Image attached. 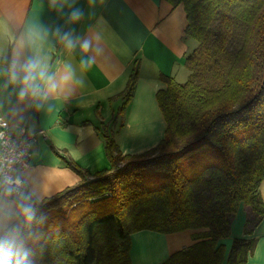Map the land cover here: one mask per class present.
Segmentation results:
<instances>
[{"label":"trees","instance_id":"obj_1","mask_svg":"<svg viewBox=\"0 0 264 264\" xmlns=\"http://www.w3.org/2000/svg\"><path fill=\"white\" fill-rule=\"evenodd\" d=\"M167 1L183 7L194 47L184 82L161 76L163 139L124 155L105 130L110 167L93 174L64 157L80 181L26 203L31 219L20 215L6 229L26 243L32 264H132L140 231L205 230L160 264H246L254 251L255 239H234L228 254L219 241L241 205L249 234L264 218V0ZM138 69L135 61L121 114Z\"/></svg>","mask_w":264,"mask_h":264},{"label":"crops","instance_id":"obj_2","mask_svg":"<svg viewBox=\"0 0 264 264\" xmlns=\"http://www.w3.org/2000/svg\"><path fill=\"white\" fill-rule=\"evenodd\" d=\"M75 9L82 16L74 22L70 13ZM186 24L183 7H174L167 0H0V71L6 72L14 60L22 63L38 55L55 80L66 70L71 74L68 84L55 95L37 97L21 96L18 84L0 76V117L10 124L11 135L17 136L20 127L36 134L29 165L22 173L23 199L6 196L0 189V230L22 215L26 203L40 202L80 181L65 165L64 157L91 174L108 169L103 131L113 132L124 155L146 151L163 139L166 123L156 93L166 88L161 76L179 83L187 77L183 59L194 43L185 38ZM30 31L36 35L35 44L21 54L19 41ZM135 61L139 63L138 78L123 114L125 121L118 129L103 130L100 126L107 127L105 123L119 116L114 96L127 83ZM82 62L90 66L84 67ZM259 193L264 198V180ZM248 212V206H240L232 218L230 235L219 243L228 254L234 239H255L246 264H264V218L249 234ZM203 233L205 230L157 233L163 239L144 246L152 248L156 264H160L193 245L194 236ZM135 245L131 237L132 264Z\"/></svg>","mask_w":264,"mask_h":264},{"label":"clouds","instance_id":"obj_3","mask_svg":"<svg viewBox=\"0 0 264 264\" xmlns=\"http://www.w3.org/2000/svg\"><path fill=\"white\" fill-rule=\"evenodd\" d=\"M82 16L80 9L71 11L70 18L72 21H78ZM36 35L28 32L19 41V53H23L27 46L35 44ZM69 45L71 41L69 40ZM87 41L82 44L83 49H87ZM84 67L90 65L82 62ZM6 75L8 83L18 84L21 96L31 95L37 97L41 94L55 95L58 90H62L71 80L69 70H66L59 76L58 81L49 75L48 66L45 61L38 55H33L24 60L22 63L13 61L5 71H0V76ZM6 196H11L10 191L5 192ZM22 215L29 220L32 217V209L26 207L22 211ZM0 264H32L30 252L26 243L19 239L16 235L6 230H0Z\"/></svg>","mask_w":264,"mask_h":264},{"label":"built area","instance_id":"obj_4","mask_svg":"<svg viewBox=\"0 0 264 264\" xmlns=\"http://www.w3.org/2000/svg\"><path fill=\"white\" fill-rule=\"evenodd\" d=\"M35 136L23 127L19 128L17 136L11 135L10 124L0 117V189L10 191L14 198L24 193L22 173L29 165Z\"/></svg>","mask_w":264,"mask_h":264},{"label":"rangeland","instance_id":"obj_5","mask_svg":"<svg viewBox=\"0 0 264 264\" xmlns=\"http://www.w3.org/2000/svg\"><path fill=\"white\" fill-rule=\"evenodd\" d=\"M128 79H129V77H128ZM128 79H127V81H128ZM125 89H126V83H125V86L118 91V94H116L114 96V98H117L116 107H118V110L123 109V107H124L125 93H127V91H125ZM118 113H119V116L116 118V120H114L112 123H111V121H108L107 123H105L107 127L100 126L101 129H103V130H105V129H111V130L118 129L119 125L123 124L125 121L124 115L121 114L119 111H118ZM101 115L104 116L103 114H100V116ZM18 199L22 200L23 197H19ZM156 236H157V233L150 232V231H140V232H137L131 236L133 243H137V245L140 244V246L139 245L136 246L135 251H137V252L133 256V261H135V263H137V262H138V264H155L156 263V258L154 257V252H153L152 248L150 246H144L145 242H148V241L153 242L156 239H161V238L163 239V237H156ZM145 237L148 241H146L144 239ZM149 245H151V244H149Z\"/></svg>","mask_w":264,"mask_h":264},{"label":"bare ground","instance_id":"obj_6","mask_svg":"<svg viewBox=\"0 0 264 264\" xmlns=\"http://www.w3.org/2000/svg\"><path fill=\"white\" fill-rule=\"evenodd\" d=\"M144 239H146V237L144 238ZM147 240V239H146ZM148 241V240H147ZM149 242V241H148ZM151 245L150 246H152V245H156V243H157V240H155V241H153V242H149ZM136 246H138V245H135V247ZM135 264H138V262L137 263H135ZM156 264V263H155Z\"/></svg>","mask_w":264,"mask_h":264},{"label":"snow or ice","instance_id":"obj_7","mask_svg":"<svg viewBox=\"0 0 264 264\" xmlns=\"http://www.w3.org/2000/svg\"><path fill=\"white\" fill-rule=\"evenodd\" d=\"M54 134H58V133H54Z\"/></svg>","mask_w":264,"mask_h":264}]
</instances>
